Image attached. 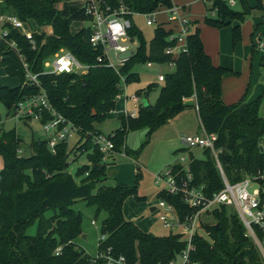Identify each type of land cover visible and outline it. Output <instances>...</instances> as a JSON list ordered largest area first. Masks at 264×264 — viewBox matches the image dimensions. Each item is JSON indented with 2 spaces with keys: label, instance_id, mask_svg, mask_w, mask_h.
<instances>
[{
  "label": "trees",
  "instance_id": "1",
  "mask_svg": "<svg viewBox=\"0 0 264 264\" xmlns=\"http://www.w3.org/2000/svg\"><path fill=\"white\" fill-rule=\"evenodd\" d=\"M62 1L65 0H0L1 13L14 14L24 21H35L41 28L52 29V33L34 34L37 41L34 48L18 29L9 27L8 39L15 41L16 47L0 41V67L8 75L18 77L20 83L15 87L0 86V104L7 106L8 116H14L20 100L40 91V87L27 82V63L33 73L39 74L54 108L77 126L81 139H84L79 149L90 152L91 165L81 166L73 175L68 170L72 162L67 144H59L54 152L47 139L33 141L32 154L23 156L20 154L22 139L16 131L0 128V156L4 160L0 171V264H109L108 256L115 259L124 256L127 264H164L177 259L187 245L181 233L154 236L126 218L124 205L127 198L136 195L138 200L144 199L138 194V184L102 185L95 192L98 183L106 179V167L101 168L105 154L92 140V134L98 132L96 122L103 121L116 108L118 96L122 93V73L128 84L140 80V73L133 70L134 64L172 60L165 53L166 47L174 44L169 40L171 31L163 26L156 27L154 40L147 51L143 32L134 18L135 25L130 34L141 41L139 51L118 73L98 63L97 58L103 49L86 40L87 27L76 33L71 30L73 22L90 19L85 9H61L57 4ZM108 1L116 4V0ZM124 1L131 10L139 13L173 6V0ZM209 1L212 5L208 11L216 12L215 16L205 17L208 25L223 28L231 20L240 22L233 28L234 44L242 40L241 23L252 10L264 13V0H257L254 7L248 0H240L242 11L235 10L223 0ZM260 26H264V15ZM61 48L72 51L81 62L93 66L84 74L45 73V62ZM255 49L253 45V51ZM229 71L230 68L213 62L205 49L200 29L190 30L187 51L176 59L175 68L166 73L156 102L146 106L140 104L139 115L128 117L129 122L122 118L121 126L110 135L116 149L124 144L130 129L142 126H148L151 132L159 129L184 111L189 106L187 99L194 96L200 107L202 125L207 132L218 134L217 147L223 149L220 160L230 180H240L246 172L264 168L262 96L252 101L243 97L238 102L226 104L222 99L223 79ZM159 85L150 83L145 91H139V95L148 97ZM182 150L190 153L189 167L195 184L205 185L209 196L223 188L222 176L209 149L204 151V158L195 156L188 148ZM170 166L179 180L187 178L184 164ZM87 172L89 175L78 182L77 177ZM158 196L175 205L180 219L192 211L182 193L170 194L164 190ZM79 200L96 205L97 213L102 209L108 213L101 228L106 239L100 240L98 245V255L102 256L88 253L76 242L83 217L72 205ZM49 210L54 211L51 216L46 215ZM213 215L216 223H202L209 236L195 235V249L187 264H262L260 253L246 234L239 215L225 206L215 210ZM35 223L37 231L30 234L28 229ZM58 248L61 249L57 253Z\"/></svg>",
  "mask_w": 264,
  "mask_h": 264
},
{
  "label": "rangeland",
  "instance_id": "2",
  "mask_svg": "<svg viewBox=\"0 0 264 264\" xmlns=\"http://www.w3.org/2000/svg\"><path fill=\"white\" fill-rule=\"evenodd\" d=\"M226 1L232 8L238 11L243 10V6L240 0H235V4L232 5V0ZM251 6H256L257 0H248ZM78 4L75 0H65L57 4L59 8H72ZM173 5L179 6L180 14L190 22V30L194 31L196 28L200 29L201 37L203 39L205 49L212 57V60L217 65H222V62L228 61L230 55L236 51L242 52L240 60H234L235 70L234 73H227L226 78H234L236 81L244 80L246 82L249 79V84L252 79V87L256 86L257 82H264V65H262V58L264 56V48L260 47V39L264 41V30L258 27L263 21L264 13L258 9H253L251 14L246 18L242 24L243 38L237 44L233 42V28L239 24L238 20H231V23L223 28L213 27L205 22L207 15H213L215 12L208 11V7L212 5V1L209 0H173ZM156 24L150 26L147 24L145 16L135 17V22L139 29L143 32L144 41L146 43V50L149 51L154 40L155 28L158 24L168 23V15L165 10H162L157 14ZM89 27L88 21H75L71 25V30L77 32L80 28ZM30 30H35L38 33L48 32L52 33V29L41 28L33 20H29L26 26ZM258 27V28H257ZM253 39V41H252ZM140 46L141 41L137 42ZM253 44L256 46V51L253 52ZM66 49V48H65ZM244 49L248 51L244 52ZM111 59L115 62V53L110 51ZM1 59V57H0ZM223 66V65H222ZM226 66V65H225ZM230 67V66H229ZM133 70L140 73V80L131 83H125L126 75L122 73L120 87L122 89L121 96L116 104L115 110L109 112L106 118L101 122H96L97 128L105 136L114 135L115 132L121 126L120 117L125 114V111L131 112L135 110L137 116L139 115V107L132 97L139 95L138 89H144L148 84L158 82L160 85L151 92L150 100L155 103L159 93L161 82L157 80L159 68L157 65L148 67L144 62H139L133 65ZM161 71H168L169 68L166 65L161 66ZM237 71L239 74H237ZM125 78V79H124ZM225 81V78H224ZM20 83L18 77L10 76L6 73L3 67H0V86H17ZM225 83V82H224ZM228 87V85H225ZM147 89V88H146ZM145 89V90H146ZM143 90V91H145ZM228 103H235L238 99L234 100V95L227 94L226 97ZM260 114L264 117V100L260 106ZM126 118L125 121L129 122ZM0 128L4 130H15L18 136L22 139V149L20 154L28 156L32 154L31 144L33 141L44 140L46 133L43 129L42 123L38 119H30L25 121L14 117L8 116V108L4 103L0 104ZM202 131L200 117L198 111L195 108H189L180 112L171 122L162 125L155 131H150L148 126H142L140 128L130 129L125 136V141L122 146V151L111 150L106 153L103 159L106 166V179L99 182L95 192L102 184L113 185L118 181L127 183L130 185L138 184L139 195L145 196L143 200H138L136 195H131L127 198L124 205V213L127 219L135 222L145 232L154 236H164L171 232V229L164 227L160 220L159 207L160 197L158 193L167 188L168 184L166 179L159 178V174L166 170V165L183 162L182 158L186 157L188 163L189 152L187 150L178 151L184 146L183 137L186 135L195 134ZM80 138L75 135L70 143L71 149H73ZM81 145L84 143V139H81ZM264 145V144H263ZM83 150V149H82ZM126 151V155L123 153ZM87 150H83L81 158L77 161L73 160V156L69 155V160L72 162L68 170L73 175H76L78 167L82 164L88 163L86 156ZM123 152V153H121ZM79 156V157H80ZM198 157L204 158L205 152L198 154ZM4 167V160L0 156V171ZM165 169V170H164ZM139 178H138V174ZM83 176V175H82ZM85 177V176H84ZM138 178V179H137ZM77 181L80 182V176L77 177ZM102 183V184H101ZM118 184V183H117ZM158 207V210L152 211L151 207ZM73 209L82 214L83 220L80 228L81 233L76 238V242L79 246L86 249V251L92 255H98V245L102 238L101 228L108 213L102 209L97 213L96 205L88 204L86 201L79 200L72 205ZM231 210V209H230ZM231 211H234L233 209ZM54 211H47L46 215L51 216ZM206 223H216L214 215L209 214L204 218ZM37 231V223L31 225L28 229L30 234H35ZM181 231V229H180ZM201 234L209 236V232L205 231L202 227ZM209 238V237H208ZM183 259L178 257L175 260V264H182ZM139 264V263H137Z\"/></svg>",
  "mask_w": 264,
  "mask_h": 264
},
{
  "label": "built area",
  "instance_id": "3",
  "mask_svg": "<svg viewBox=\"0 0 264 264\" xmlns=\"http://www.w3.org/2000/svg\"><path fill=\"white\" fill-rule=\"evenodd\" d=\"M75 1L78 4L72 8H84L86 14L90 17L88 20L90 26L87 27L86 40L94 47L99 46L103 49L102 54L97 58L98 63L111 67L118 73H120L121 68L125 66L127 61L139 51L137 43L139 39L137 36L130 34L131 28L135 25L134 18L137 16H145L147 24L152 26L157 22V14L165 10L169 17L168 23H175L176 25L173 28H166L164 23L158 24V26H163L166 30L171 31L169 40L174 42V44L167 46L165 53L171 56L172 60L167 63L149 60L146 62L148 67L157 65L160 70L161 66L166 65L169 68L168 71H171L176 66V59L179 58L182 52L187 51V35L190 31V22L181 16V8L179 6L164 7V9H158L151 13H139L131 10L124 0H116V4H112L108 0ZM231 4L234 5L235 0H232ZM0 23L6 25L1 30L0 40L7 42L11 47H16V42L8 39L10 33L9 27H12L25 35L33 47L36 48L37 41L34 36L36 31L27 29L28 21H24L14 14L0 12ZM260 47H264L263 39L260 41ZM111 50L115 53V62L111 59ZM45 66V73L84 74L93 65L84 64L72 51L61 48L45 62ZM25 67L27 82L40 87V91L35 95L27 96L20 100L14 117L23 120L33 118L40 120L51 150L55 152L59 144L66 143L68 151H71V140L75 135L79 134L77 126L54 108L48 92L39 80V74L33 73L27 63H25ZM167 72L159 71L157 80L163 83ZM120 96L121 94H119L118 98ZM132 99L138 107L142 104V100L138 95H134ZM195 106L199 112L200 107L197 101ZM124 116L136 118L137 112L135 110L131 112L125 111ZM183 139L186 147L191 151L195 147H200L203 152L206 149L212 152L222 176L223 188L209 196L205 192V185L199 186L195 184L189 167L190 155L187 164H184L187 161L186 157L182 158L183 162L178 163L185 165L187 178L179 180L174 174L172 166L166 168L164 173L159 175V178L166 179L167 181L168 186L166 191L170 194L182 193L184 200L192 209L184 219H180L173 203L161 198L158 205L162 208L160 220L164 227L171 229V232L181 233L183 239L186 240V248L179 256L183 259L182 264L190 262V253L195 249L193 239L196 234L200 233L202 223L205 222L204 218L208 217L209 214L213 215L215 210L221 209L223 206L231 210L233 209L239 215L246 228V234L255 243L260 253L261 262L264 264V168L246 172L242 179L232 181L225 173L220 160V153L223 149L217 147V133H209L203 126L202 131L186 135ZM92 140L94 145L105 155L108 151L116 150V144L111 136L95 132L92 134ZM123 154L126 155L125 152ZM86 174L89 175V172ZM158 209L157 207L156 210ZM105 239L106 236L102 235L101 240ZM60 249L58 248L57 253L60 252ZM102 255H97V257ZM175 260L164 264H175ZM114 262L127 264L124 256H121L119 259L108 256V263Z\"/></svg>",
  "mask_w": 264,
  "mask_h": 264
},
{
  "label": "crops",
  "instance_id": "4",
  "mask_svg": "<svg viewBox=\"0 0 264 264\" xmlns=\"http://www.w3.org/2000/svg\"><path fill=\"white\" fill-rule=\"evenodd\" d=\"M160 9H164V7H162V8H160ZM6 14H9V13H6ZM165 24V23H164ZM165 26H166V28H173V27H176V25H175V23H171L170 25H166L165 24ZM4 27H6V25H4V24H1L0 23V33H1V30L4 28ZM261 28H263V30H264V26H261ZM28 29V28H27ZM79 30H81V28L79 29ZM78 30V31H79ZM77 31V32H78ZM74 33H76V32H74ZM261 40V39H260ZM1 41V40H0ZM252 41H253V39H252ZM254 45V44H253ZM262 48H264V47H262ZM248 50L247 49H244V52H245V54H246V52H247ZM255 51H256V49H255ZM255 51H253V52H255ZM243 56L242 55V52H240V50H239V52L238 51H236L234 54H232V55H230V59H228V61H224V62H222V65L223 66H225V67H227V68H230L231 69V71H229V72H227L228 74L230 73H236L235 72V70L234 69H232V68H235V65H234V60H240V58H241V56ZM262 65H264V56H263V58H262ZM230 66V67H229ZM159 71H161V70H159ZM137 72V71H136ZM163 72H166V71H163ZM226 73V74H227ZM226 74L224 75V78H225V81H224V79H223V91H222V99H223V101L227 104L228 103V101H227V99H226V97H227V94L229 93V96L230 95H234V100H236V99H238V101L240 100V99H242L243 97H245V99L247 100V101H252V100H255V99H257L258 97H260V96H262V98H263V100H264V82L263 83H260V82H257L256 83V86L254 87V89H253V87H252V82L254 81V78L252 77V79H251V81H250V84L248 83L249 82V79H247L246 80V82L243 80H239L240 82H238V80L236 81L234 78H231V79H229L228 80V78H226ZM237 74H239L238 73V71H237ZM263 75H264V72H263ZM225 82V83H224ZM121 83V82H120ZM156 83H158V82H156ZM228 85V87H226L225 85ZM17 85H19V83L17 84ZM149 85V84H148ZM148 85H147V87H148ZM12 87H15V86H12ZM146 87V88H147ZM146 88H144V89H138V90H145ZM156 89V88H155ZM154 89V90H155ZM153 90V91H154ZM141 96H143L142 98H141V102H142V104H143V102H144V100H147V102L149 103V104H154V103H152L151 102V100H150V97H151V93H150V95L147 97V96H145V95H141ZM119 100V99H118ZM238 101H236V102H238ZM187 102H188V104H189V106L186 108V109H189V108H195L196 109V99H195V97L194 96H192V97H190V98H188L187 99ZM117 103H118V101H117ZM229 104H232V103H229ZM138 106V105H137ZM185 109V110H186ZM198 115H199V112H198ZM125 116H121L120 117V119H121V121H122V118H124ZM174 118H172L171 120H169L168 122H171L172 120H173ZM167 122V123H168ZM201 122V121H200ZM122 124V123H121ZM202 127H203V125H202V123H201V129H202ZM98 132H101L100 130H99V128H98ZM114 132H116V131H114ZM102 133V132H101ZM78 136H79V138H80V140H79V142H77V144H76V146L73 148V149H71V155L73 156V160L74 161H77V160H79L80 158H81V152L84 150H82V149H79V146H81V137H80V135L78 134ZM46 138H47V136H46ZM45 138V139H46ZM183 142H184V139H183ZM185 148H187L186 147V144H185V142H184V146L183 147H181L180 149H178L177 151H180V150H182V149H185ZM117 151H122V147L120 148V149H116ZM86 151V150H85ZM189 152V151H188ZM121 153H123V152H121ZM125 153H126V151H125ZM88 154H90V152H86V156H87V158H88V163H85V164H82V165H80L79 167H78V169L81 167V166H83V165H91V161L89 160V155ZM127 154V153H126ZM189 155H190V153H189ZM80 156V157H79ZM106 156V155H105ZM105 158V157H104ZM175 164V163H174ZM106 167L107 165L104 163V161L102 162V164H101V168L102 167ZM168 167V165H166V168ZM77 169V170H78ZM165 170V169H164ZM77 172V171H76ZM164 173V172H163ZM162 173V174H163ZM160 175V174H159ZM84 176L86 177L87 176V174L85 173V175H83V176H81L80 177V180H82L83 178H84ZM117 183H123V182H120V181H118ZM117 183H115V184H117ZM99 184V183H98ZM102 184V183H101ZM115 184H113V185H115ZM125 184H127V183H125ZM100 185V184H99ZM102 185H105V184H102ZM101 185V186H102ZM166 191V188L165 189H163V190H161V191ZM160 191V192H161ZM159 192V193H160ZM159 193H158V195H159ZM144 198H145V196H143ZM152 208H154V209H152ZM157 209V207H155V206H153V207H151V210L152 211H155Z\"/></svg>",
  "mask_w": 264,
  "mask_h": 264
},
{
  "label": "water",
  "instance_id": "5",
  "mask_svg": "<svg viewBox=\"0 0 264 264\" xmlns=\"http://www.w3.org/2000/svg\"><path fill=\"white\" fill-rule=\"evenodd\" d=\"M143 104L146 106V105H148L149 103L147 102V100H144ZM192 152H193V154H194L195 156H197L199 153L202 152V149H201L200 147H195V148L192 149ZM152 209H154V208H152ZM218 227H219V225H218ZM233 264H237V262H234Z\"/></svg>",
  "mask_w": 264,
  "mask_h": 264
}]
</instances>
